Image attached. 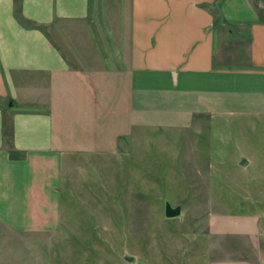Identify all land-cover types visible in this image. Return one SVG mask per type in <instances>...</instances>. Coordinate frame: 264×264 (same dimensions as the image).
<instances>
[{"label": "rangeland", "instance_id": "rangeland-1", "mask_svg": "<svg viewBox=\"0 0 264 264\" xmlns=\"http://www.w3.org/2000/svg\"><path fill=\"white\" fill-rule=\"evenodd\" d=\"M83 75L76 92L46 96L61 153L54 217L0 224V264H264V110H188L132 93L110 68ZM166 202L181 216L167 219Z\"/></svg>", "mask_w": 264, "mask_h": 264}, {"label": "crops", "instance_id": "crops-1", "mask_svg": "<svg viewBox=\"0 0 264 264\" xmlns=\"http://www.w3.org/2000/svg\"><path fill=\"white\" fill-rule=\"evenodd\" d=\"M109 68L188 110H264V0H0L1 225L53 219L61 153L46 96Z\"/></svg>", "mask_w": 264, "mask_h": 264}, {"label": "water", "instance_id": "water-1", "mask_svg": "<svg viewBox=\"0 0 264 264\" xmlns=\"http://www.w3.org/2000/svg\"><path fill=\"white\" fill-rule=\"evenodd\" d=\"M242 166L245 167L248 164V161L246 159L242 160ZM182 209L181 207H173L170 202H166L165 204V217L167 219H175L181 216ZM125 260L129 262L130 264H135L136 263V258L126 254L125 255Z\"/></svg>", "mask_w": 264, "mask_h": 264}, {"label": "trees", "instance_id": "trees-1", "mask_svg": "<svg viewBox=\"0 0 264 264\" xmlns=\"http://www.w3.org/2000/svg\"><path fill=\"white\" fill-rule=\"evenodd\" d=\"M14 157V156H13Z\"/></svg>", "mask_w": 264, "mask_h": 264}]
</instances>
